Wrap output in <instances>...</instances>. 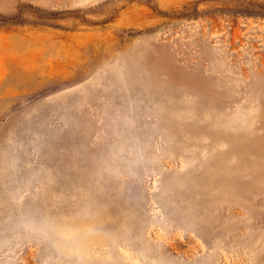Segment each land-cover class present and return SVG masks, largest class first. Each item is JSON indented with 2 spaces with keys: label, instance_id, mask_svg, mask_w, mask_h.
I'll return each mask as SVG.
<instances>
[{
  "label": "rangeland",
  "instance_id": "rangeland-1",
  "mask_svg": "<svg viewBox=\"0 0 264 264\" xmlns=\"http://www.w3.org/2000/svg\"><path fill=\"white\" fill-rule=\"evenodd\" d=\"M0 264H264V0H0Z\"/></svg>",
  "mask_w": 264,
  "mask_h": 264
}]
</instances>
